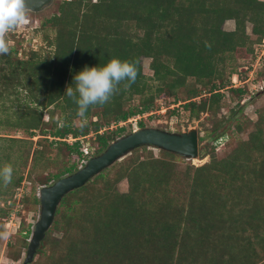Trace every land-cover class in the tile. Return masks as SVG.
Here are the masks:
<instances>
[{
    "label": "trees",
    "instance_id": "1",
    "mask_svg": "<svg viewBox=\"0 0 264 264\" xmlns=\"http://www.w3.org/2000/svg\"><path fill=\"white\" fill-rule=\"evenodd\" d=\"M229 20L235 23L232 31L223 29ZM246 22L252 23V33L261 42L264 1L58 3L57 12L42 24L54 32V37L49 38L52 48L48 56L36 53L28 60H18L13 49L0 55V109L15 116L13 123L8 119L5 122L29 139L39 131L56 155L64 152L66 162L61 161L62 166L47 173L41 180L43 186L75 172L81 160L98 155L123 136L126 129L119 124L139 118L138 127H144L143 120L158 111L155 103L160 105L166 98L175 97V91L187 86L189 78L201 84V89L189 88L184 109L196 115L219 103L223 98L221 90L228 83L223 74L228 71L229 75H236V68H230V63L234 57L247 58L252 51L248 44L253 42L244 28ZM142 57L151 59L152 78L147 79L142 72ZM112 58L135 64V83L126 88L128 82H122L109 103L89 108L83 129L73 126V121L80 118L76 104L64 94L66 87L74 84V75L85 66H103ZM147 80L157 84L152 86ZM15 88L27 93L28 101H9ZM207 89L208 99L197 103L195 98ZM230 90L238 96L245 92L242 88ZM135 95L141 99L132 106ZM57 110L61 118L49 124ZM45 111L48 121L43 119ZM91 117L96 120L90 121ZM223 123L224 119L219 120V126L210 131L214 140ZM5 138L11 142L6 148L9 152L21 140L0 136V141ZM68 138L75 140L68 143ZM250 141L249 152L242 150L243 144L235 156L187 167L181 196L172 153L160 151L161 157L149 153L141 158L139 150L146 147L134 150L117 170L111 167L63 197L53 223L61 237L49 240L51 230L48 231L36 253H44L46 258L39 264H264V133L259 131ZM86 142L94 153L84 156ZM203 152L201 156L206 154ZM244 154L256 156L253 173L246 172L250 159L246 157L243 163ZM25 156L22 165L27 162L28 154ZM3 157L0 166L9 163L10 155ZM32 158V169L42 163L45 170L56 165L42 150L34 149ZM124 179L127 191L119 193L115 186ZM22 180V175L15 176L13 170L9 184L0 182V198L6 200ZM33 203L39 205L38 197ZM8 214L0 207V220ZM22 231L19 230L22 239L18 242L26 249L31 232L29 227ZM231 247L233 259H226ZM45 248L48 251L44 252ZM20 256L21 253L9 258L17 262Z\"/></svg>",
    "mask_w": 264,
    "mask_h": 264
},
{
    "label": "rangeland",
    "instance_id": "2",
    "mask_svg": "<svg viewBox=\"0 0 264 264\" xmlns=\"http://www.w3.org/2000/svg\"><path fill=\"white\" fill-rule=\"evenodd\" d=\"M61 1L63 0H53L49 6L43 8L39 12L30 11L29 23L20 26L14 32H10L8 34L7 39L10 42L9 47L16 52V55H14L16 59L28 60L32 54L37 53L40 56H48V53H51L50 51L52 47L49 45V42L50 39L54 37V32L47 30L42 24L57 12L58 3ZM234 28L235 23L232 20L226 21L223 25V29L226 31H232ZM244 28L246 35L253 42L252 44H248L252 51L249 52L247 58L242 57L236 59L234 57V61L230 63V68L235 66L236 75L231 76L228 71L223 74V80L228 81V83H226L227 88L221 90L223 98L219 103L213 104L212 108L199 112L196 115H192L190 110L184 109L183 105L184 103H187L186 98H188L187 91L189 88L195 87L199 90L201 89V84L196 82L194 79L189 78L186 82L188 83L186 84L187 86L181 87L175 91V97L170 96L166 98L160 105L156 102L155 108L158 107L157 113H154L152 118L146 119L145 121L143 120L144 127L147 128L161 129L171 133H181L195 129L198 134L199 153L197 158L185 159L173 154L174 160L172 163L175 164L174 171L179 174L178 177L180 182L177 186L179 187L178 195L180 196L181 189L184 187L181 186L183 179L185 178L184 171L187 167H200L205 164L212 163V160L220 161L224 158L235 156L236 150L243 144H245V147L242 150L249 152L248 150L252 145L250 141L252 137L259 131L264 133V39H262L261 42H258V40L256 41L258 37L252 33V23L246 22ZM150 62L151 59L149 57L141 58L142 72L147 79L152 78L153 75L152 70L149 68ZM147 81L152 86L157 84L152 80ZM231 88H242L245 92L243 95L238 96L237 94L231 92ZM207 91L208 89L201 92L202 95L195 98V101L200 103L201 101H204V99H208L209 95ZM27 96L28 94L20 88H15L9 96V101H15L22 104L28 101ZM140 99V96H132L130 104L132 106H137ZM6 102V105H9V102ZM51 109H53V107H51ZM13 110L14 109L11 111ZM171 111L173 112L171 113ZM60 118L61 115L57 110L53 120L50 121L49 124L58 121ZM6 119L13 123L15 121V116L10 111H2L1 108L0 121H2V123L0 122V136L21 140L13 145L10 152L6 148L7 146H11V142L7 141L6 138L4 141H0V146L3 147L2 151L0 149V158H3L4 160L3 155L6 153L9 154L10 158L8 164L12 166L15 176L22 175L23 180L20 186L13 190L11 195H7L8 197L5 198L6 200H3L4 197L0 198V207L9 211L8 216L0 220V231H7L9 233L7 238H0V264H22L25 258L26 249H22L20 247V243L18 242L19 239H22L19 230H23V233L25 232V229L29 227L30 232H32L34 224L39 219V205L37 206L34 204L33 199L39 196V191L44 187L41 180L47 176L48 172H55L60 166H62L61 161L66 162V160L63 155L64 152L56 155V150L47 147V143L43 140L44 136L41 135L39 131L35 133V136L29 139L23 131L16 130L15 128L8 126L5 122ZM43 119L48 121V113L46 111L44 112ZM221 119H224V123L217 129V136H219L216 140H214V136H212L210 131H213L215 127L219 126L217 122ZM91 120H96V117H91L90 121ZM138 121H140L139 118L134 120L131 119L124 124H119V126H123L126 129V133L124 135L131 133V131H134L137 128H141L138 127ZM79 125L80 120L75 119L73 121V126L78 127ZM238 127L240 130L237 129ZM113 128H115V126ZM24 140H27L28 142L26 145L23 143ZM66 142L73 143L74 140H70L68 138L66 139ZM90 143L86 142L82 150L89 151L88 155H90L92 151L94 153L93 149L91 151L87 148V145ZM247 145H249V148ZM34 149L46 152L47 157L55 160L56 165L49 166L45 170L43 168L45 164L42 163L43 166L42 164H39L37 167L32 169V152ZM139 149L141 148H138V150ZM145 150H139L141 158L149 156V153L154 155V157H161L160 150L158 149L146 147ZM203 151H205L206 154L201 156V154L204 153ZM26 153L28 154V159L26 164L22 165L27 158L25 156ZM130 154L114 163L111 166L114 168L113 170H117L119 168L118 165L122 163V161L128 159ZM251 156L249 157L247 154L242 156L243 163L247 160H245L246 157H249L250 159L248 162L249 167L246 170L248 174L250 172L253 173V163L256 162V156ZM90 157H92V154ZM81 161L78 163L79 168L84 165V163L81 164ZM51 184L52 182L48 185ZM115 188L119 193H125L128 188L127 181L125 179L121 180L116 184ZM60 210L66 211L67 209L60 207ZM64 213L66 214L68 212L66 211ZM58 217H60V215ZM55 219L56 214L54 221ZM61 222L62 219L59 223ZM50 230L49 240L54 241L60 239L61 233L53 227V224ZM30 236L27 241H29ZM10 246H12V248ZM46 251H48V248L44 249V252ZM19 253H21V256L17 262H14L11 258H9L10 255L16 256ZM43 254H36L33 262L30 264H39L41 259H46ZM226 259H233L232 247L229 248L228 254H226Z\"/></svg>",
    "mask_w": 264,
    "mask_h": 264
},
{
    "label": "water",
    "instance_id": "3",
    "mask_svg": "<svg viewBox=\"0 0 264 264\" xmlns=\"http://www.w3.org/2000/svg\"><path fill=\"white\" fill-rule=\"evenodd\" d=\"M53 0H28L31 12H39ZM141 147H152L183 157H198V134L195 129L187 132L171 133L156 128H137L131 133L111 142L101 153L89 158L75 172L57 179L39 191V219L33 226L22 264H30L39 249L40 243L50 230L57 208L63 197L85 186L94 177L110 168L121 158Z\"/></svg>",
    "mask_w": 264,
    "mask_h": 264
},
{
    "label": "clouds",
    "instance_id": "4",
    "mask_svg": "<svg viewBox=\"0 0 264 264\" xmlns=\"http://www.w3.org/2000/svg\"><path fill=\"white\" fill-rule=\"evenodd\" d=\"M30 11L28 0H0V55L9 53L10 42L7 36L20 26L29 23ZM136 78L135 64L118 58L110 59L103 66H85L83 70L75 74L74 84L67 86L64 94L77 106L80 128L83 129L87 125L86 114L90 107L106 105L122 82H128L125 84L127 88L135 83ZM12 175L13 168L10 164L0 166V182L5 186L11 182ZM8 235L7 231H0V238H7Z\"/></svg>",
    "mask_w": 264,
    "mask_h": 264
},
{
    "label": "built area",
    "instance_id": "5",
    "mask_svg": "<svg viewBox=\"0 0 264 264\" xmlns=\"http://www.w3.org/2000/svg\"><path fill=\"white\" fill-rule=\"evenodd\" d=\"M134 119H137V118H133L132 120H134ZM131 120V119H130ZM70 140H72V138H69ZM73 140H75V139H73ZM88 150V149H87ZM84 152V156H87L88 154H89V152L88 151H86V150H84L83 151ZM85 162H86V159L84 158L82 161H81V164H85Z\"/></svg>",
    "mask_w": 264,
    "mask_h": 264
}]
</instances>
